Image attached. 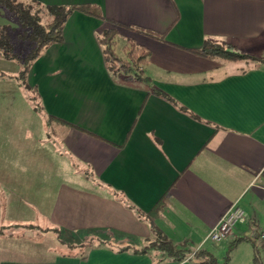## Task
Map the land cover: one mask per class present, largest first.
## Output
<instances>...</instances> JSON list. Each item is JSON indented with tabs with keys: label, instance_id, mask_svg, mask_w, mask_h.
<instances>
[{
	"label": "crops",
	"instance_id": "obj_1",
	"mask_svg": "<svg viewBox=\"0 0 264 264\" xmlns=\"http://www.w3.org/2000/svg\"><path fill=\"white\" fill-rule=\"evenodd\" d=\"M17 1L95 7L102 20L72 14L62 44L34 62L27 82L41 113L16 72L0 79V134L10 144V168H0V264H192L134 254L155 240L136 211L148 215L159 201L156 231L218 261L225 244L204 240L232 206L245 214L238 237H264L253 226L264 221L255 186L264 168V64L190 53L209 41L264 61V0ZM108 29L116 42L150 52L141 69L147 84L107 72L96 38ZM26 228L89 246L73 255L18 253L7 243L30 234Z\"/></svg>",
	"mask_w": 264,
	"mask_h": 264
},
{
	"label": "trees",
	"instance_id": "obj_2",
	"mask_svg": "<svg viewBox=\"0 0 264 264\" xmlns=\"http://www.w3.org/2000/svg\"><path fill=\"white\" fill-rule=\"evenodd\" d=\"M0 13L10 15V18L23 30V41L31 45L30 52L21 59L14 51V45L11 39L5 34L0 27V60L9 63H15L19 67V72L16 77H10L18 82V86L26 93L33 94L32 97H27L29 102L34 107V111L41 113V105L35 90H30L27 86L26 79L30 70L43 51L52 46L60 45L63 42L62 32L63 28L74 13H79L86 17L97 20H102L100 12L95 7H46L36 2H20L17 0H0ZM42 18L49 20L46 24H42ZM144 34L150 38L155 37L151 34ZM117 31L115 29H108L97 36V43L102 51L103 61L107 72L112 78L120 80L124 83H144L148 80L143 77L142 73L138 72L150 58V52L133 41H126L123 51L125 52L124 59L118 57L115 53V40ZM162 41V39H160ZM196 57L205 60H219L222 62L236 63L244 60H251L264 64V61L253 59L241 53H238L234 48L227 47L225 49L205 41L198 51L190 52ZM3 78V75H0ZM152 94L172 105L179 112L187 114L194 118L184 108L179 106L174 100L159 90L152 89ZM163 201H159L153 210L144 215L136 211L138 219H146L149 221L150 230L155 235L154 241H149L146 246L140 250H136L134 254L146 255L153 252L155 255L161 253L159 260L165 259L170 263H182L189 259L192 264H219L217 259L205 250H197L193 256H190L187 245H175L168 240L164 235L158 233L153 225V221L158 217L164 209ZM4 230V229H3ZM45 232V231H44ZM54 234H59L58 231H52ZM259 239L255 240L251 236L238 237L230 242L224 262L229 260V253L243 241L253 243L254 259L256 264H264V237L259 234ZM76 246L69 245L68 248Z\"/></svg>",
	"mask_w": 264,
	"mask_h": 264
},
{
	"label": "rangeland",
	"instance_id": "obj_3",
	"mask_svg": "<svg viewBox=\"0 0 264 264\" xmlns=\"http://www.w3.org/2000/svg\"><path fill=\"white\" fill-rule=\"evenodd\" d=\"M42 21H43L42 24H46L47 22H49V20L47 19L44 20V18H42ZM0 27L4 30L5 34L11 39L14 45L15 53L19 55L21 59L25 58V56L30 52L31 45L28 42L23 41L22 39L24 35L23 30L16 24L14 20L10 18V15L5 14V13H2V18L0 20ZM124 47H125V42H122V41L116 42L115 40V53L121 59H124L125 57V52L123 51ZM227 47H221V48L225 49ZM238 63H254V62L251 60H244ZM141 69L142 68L138 70L139 73L141 72ZM13 72H16V76L18 75L19 67L17 64L4 62L0 60V75H3V79H11L9 76H13V74H15ZM27 80H28V76L26 79V83L28 86ZM142 84L144 85V83ZM17 85H18V82H17ZM21 92L23 91L21 90ZM24 94L26 95V97H32L33 95V94L31 95V94H26V93ZM35 115L36 114L32 113V120L33 119L41 120L39 114L36 116ZM2 117H3V113H0V120H3ZM19 146H22V144ZM0 168H10V144L7 143V137L5 134H0ZM259 208L261 210L263 209V206L262 207L259 206ZM2 210L3 209L1 208V213H2ZM253 226H257L256 229L259 228L262 231L264 230V221L263 223H260L259 225L253 222ZM12 229L17 230V228H12ZM12 229L7 230L9 232L8 233L9 235L13 233ZM26 229L29 231L31 230V233L30 234L24 233L23 234L24 237L20 241H12V243H10L9 241L7 243L9 246H12L14 250L18 253H23V252L26 253L27 251L28 253H30L29 250H33L31 251L32 253L36 254L37 256H42V255H45L43 253H45L47 250L52 252L50 249L54 248L55 250L57 249L56 251L58 253H63V254L65 253V254L73 255L75 253L77 254L84 253L85 250L89 246V243L71 242L70 239H69V242H67L68 240L66 242H63L62 240L60 242L63 245L62 246L61 244L57 243L56 237L53 234L44 235L45 233L42 234V231L36 228H26ZM241 230H242V227L238 226L237 227L238 233H241ZM5 231L0 228V235L6 234ZM17 234H22V233L18 232ZM236 238H238V236L235 234V231L233 229L232 234L222 242V244H225L226 248L222 255L218 254L219 261L218 260L217 261L219 262V264H222L224 262L225 257L228 256L227 254L228 246L230 242ZM69 245L76 246V247L68 248ZM196 251H193V252L190 251L189 252L190 256H193ZM157 255L160 256L161 253H158ZM254 255L255 253H254L253 243L249 241H243L237 244V246L233 249V251L229 253V260H227L225 264H256L253 261Z\"/></svg>",
	"mask_w": 264,
	"mask_h": 264
},
{
	"label": "built area",
	"instance_id": "obj_4",
	"mask_svg": "<svg viewBox=\"0 0 264 264\" xmlns=\"http://www.w3.org/2000/svg\"><path fill=\"white\" fill-rule=\"evenodd\" d=\"M259 185H255L261 193V200L264 204V168L257 176L256 180ZM245 220L244 212L236 207L232 206L227 213L223 216L220 222L209 232L204 241L211 243H221L227 239L237 224L242 223Z\"/></svg>",
	"mask_w": 264,
	"mask_h": 264
},
{
	"label": "water",
	"instance_id": "obj_5",
	"mask_svg": "<svg viewBox=\"0 0 264 264\" xmlns=\"http://www.w3.org/2000/svg\"><path fill=\"white\" fill-rule=\"evenodd\" d=\"M252 238L255 239V240L259 239V234H258L257 231H254V232H253V234H252Z\"/></svg>",
	"mask_w": 264,
	"mask_h": 264
}]
</instances>
